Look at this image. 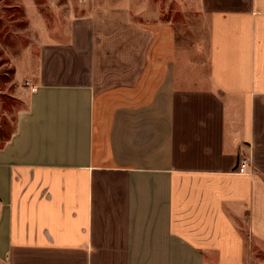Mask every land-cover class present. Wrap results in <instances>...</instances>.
Listing matches in <instances>:
<instances>
[{"label": "crops", "instance_id": "1", "mask_svg": "<svg viewBox=\"0 0 264 264\" xmlns=\"http://www.w3.org/2000/svg\"><path fill=\"white\" fill-rule=\"evenodd\" d=\"M199 5L177 29L79 20L91 28L65 52L82 62L42 48L0 146V262L249 264L264 249V0Z\"/></svg>", "mask_w": 264, "mask_h": 264}, {"label": "rangeland", "instance_id": "2", "mask_svg": "<svg viewBox=\"0 0 264 264\" xmlns=\"http://www.w3.org/2000/svg\"><path fill=\"white\" fill-rule=\"evenodd\" d=\"M199 15L198 0H0V133L11 134L18 111L28 106L42 48L48 49L47 62L57 45H64L63 57L82 62L78 54H70L71 59L65 52L74 31L84 34L91 28L79 20L97 18L96 28L114 33L120 18L126 30L152 22H171L177 29L191 27ZM254 252L249 264H264V249Z\"/></svg>", "mask_w": 264, "mask_h": 264}, {"label": "built area", "instance_id": "3", "mask_svg": "<svg viewBox=\"0 0 264 264\" xmlns=\"http://www.w3.org/2000/svg\"><path fill=\"white\" fill-rule=\"evenodd\" d=\"M32 89L34 91L35 88ZM239 172L241 174L249 175V176H253L255 174V171L252 168L251 158H247V157L242 158ZM0 207H1V202H0Z\"/></svg>", "mask_w": 264, "mask_h": 264}, {"label": "trees", "instance_id": "4", "mask_svg": "<svg viewBox=\"0 0 264 264\" xmlns=\"http://www.w3.org/2000/svg\"><path fill=\"white\" fill-rule=\"evenodd\" d=\"M15 131H16V128L11 134H9V135H7L5 137H3V135L0 133V146L5 145L10 140V138L15 133Z\"/></svg>", "mask_w": 264, "mask_h": 264}]
</instances>
